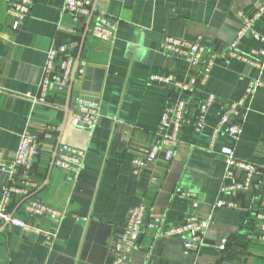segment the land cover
I'll use <instances>...</instances> for the list:
<instances>
[{
    "label": "crops",
    "instance_id": "1",
    "mask_svg": "<svg viewBox=\"0 0 264 264\" xmlns=\"http://www.w3.org/2000/svg\"><path fill=\"white\" fill-rule=\"evenodd\" d=\"M65 1L33 0L19 30L13 31L6 12L8 0H0V188L7 179L3 168H10L19 138L27 132L42 143L32 168L31 178L38 184L34 197L64 212L55 220L25 216L19 209L16 218L30 228L53 231L55 237L47 241L41 234L3 226L0 264H111V248L128 212L140 204L168 226L193 216L210 218L212 224L196 255L180 241L146 235L129 264H264V242L255 231L261 224L256 213L264 200V70L263 86L245 114L239 141L234 144L223 133L210 147L223 107L238 101L258 75V69L242 58L264 49V13L253 26L259 39L247 33L235 56L227 54V46L242 26L239 14L252 16L264 0H96L67 115L69 85L61 89L53 85L48 104L25 97L37 96L46 52L53 45L76 38L80 46L89 16L74 21L62 11ZM98 13L117 22L113 43L91 35ZM166 36L199 39L212 67L206 83L182 97L190 124L180 134L171 164H165L161 154L134 174L131 162L142 158L155 140L164 109L181 98L173 86L150 83L149 76L171 75L184 83L199 74L198 67L160 53L159 44ZM207 95H214L215 101L204 127L196 132L197 109ZM78 97L99 102L93 129L77 128L71 122ZM239 120L240 115L234 117ZM47 126L52 128L49 140L42 139ZM57 143L84 151L77 176L54 165L50 170ZM224 147L234 148L235 157L254 164L258 174L250 190L225 196L233 208H212L224 172L219 154ZM234 177L238 180L240 172L235 171ZM229 184L230 180L224 181ZM223 241L225 249L219 250Z\"/></svg>",
    "mask_w": 264,
    "mask_h": 264
},
{
    "label": "built area",
    "instance_id": "2",
    "mask_svg": "<svg viewBox=\"0 0 264 264\" xmlns=\"http://www.w3.org/2000/svg\"><path fill=\"white\" fill-rule=\"evenodd\" d=\"M93 0H66L62 11L69 14L74 21L88 17L91 13ZM33 0H8L7 15L11 19V29L19 30L23 21L29 14ZM264 13V2H260L259 7L252 16L239 14L242 26L237 32L234 40L227 46V54L235 56L237 47L242 38L250 33L255 39H259V34L253 29L254 22ZM117 22L105 14L96 15L91 35L102 41L113 43L116 38ZM71 35H74L71 34ZM79 47V41L73 38L66 44L53 45L47 52L45 62L41 71V78L38 86L37 96L26 95L33 103L48 104L53 85L64 88L69 85L70 76L75 62V53ZM159 51L163 56L183 60L187 65L199 68V74L190 77L186 82H176L173 76L150 75V83L159 85H171L181 95V98L173 106L164 109L160 116L158 129L155 133V140L145 151L142 158L134 159L131 164L134 174H139L142 168L155 163L159 156L163 154L165 164H171L175 147L177 146L183 128L190 124L187 119V104L183 96H191L197 88L208 80L212 61L205 58L206 48L200 40L188 41L184 39L166 36L159 44ZM244 62L258 69V75L249 82L243 96L235 102L226 104L215 125L211 145L220 134H226L236 144L242 133L245 114L250 110L251 103L256 92L263 86L262 74L264 70V49L251 51L250 56L242 58ZM82 74V70L78 71ZM215 96L207 95L199 104L197 118L194 121V130L199 132L205 124V116L208 109L214 103ZM99 102L88 97H78L74 101L71 110V122L77 128L93 129L96 126L99 116ZM240 115L238 122L234 117ZM242 115V118H241ZM51 126H47L42 139H52ZM42 148L41 140L23 132L19 138V143L10 168L6 169L7 179L0 188V230L3 226L16 227L23 231H30L34 234H41L47 241L55 237V233L43 232L30 228L24 221L15 217L19 209L22 214L32 217H44L60 220L64 212L56 210L34 197L38 188L37 182L32 178V168L34 161L38 158ZM224 164V172L218 189V197L212 208H233L234 204L226 200L225 196H231L239 191H248L251 188L258 168L247 161L235 157L234 148L224 147L219 152ZM84 151L67 145L58 146L54 160V167L58 170L78 175L83 164ZM235 171L240 172L239 179H235ZM230 180L228 186L224 181ZM186 197H192L186 195ZM257 226L255 231L258 239L264 242V200L261 202L256 213ZM212 221L210 218L200 219L189 217L180 225H167L163 218L157 215H149L143 204L137 205L129 210L126 224L121 235L116 239L112 248L111 264H129V261L143 236L150 235L154 240H179L185 249L196 254L204 246L205 235L210 228ZM225 249V241L218 247Z\"/></svg>",
    "mask_w": 264,
    "mask_h": 264
},
{
    "label": "water",
    "instance_id": "3",
    "mask_svg": "<svg viewBox=\"0 0 264 264\" xmlns=\"http://www.w3.org/2000/svg\"><path fill=\"white\" fill-rule=\"evenodd\" d=\"M95 5H96V0H93V3H92V7H91V13L88 17V20H87V24H86V29L83 33V37L81 39V42H80V46H79V49H78V53L76 55V58H75V62H74V66H73V69H72V73H71V76H70V81H69V89H68V101H67V104L65 106V115H67V112H68V106H69V97H70V90H71V86H72V82L74 80V76H75V73H76V68H77V64L79 62V59H80V53H81V49H82V45H83V41H84V38L86 36V32L88 30V27H89V24H90V21H91V18L93 16V13H94V9H95ZM58 146H59V143H57L56 145V148H55V152H54V155H53V159H52V162L50 164V170L52 169V166H53V163H54V160H55V155L57 153V150H58ZM179 241V240H177Z\"/></svg>",
    "mask_w": 264,
    "mask_h": 264
},
{
    "label": "trees",
    "instance_id": "4",
    "mask_svg": "<svg viewBox=\"0 0 264 264\" xmlns=\"http://www.w3.org/2000/svg\"><path fill=\"white\" fill-rule=\"evenodd\" d=\"M183 245V244H182ZM184 247V246H183ZM191 251V250H190ZM193 252V251H192ZM194 254L196 255V253L194 252Z\"/></svg>",
    "mask_w": 264,
    "mask_h": 264
}]
</instances>
